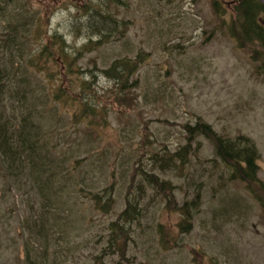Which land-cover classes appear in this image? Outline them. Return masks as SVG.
Returning a JSON list of instances; mask_svg holds the SVG:
<instances>
[{
  "label": "rangeland",
  "instance_id": "1",
  "mask_svg": "<svg viewBox=\"0 0 264 264\" xmlns=\"http://www.w3.org/2000/svg\"><path fill=\"white\" fill-rule=\"evenodd\" d=\"M118 1L93 0L86 12L89 0H0V57L9 60L3 43L8 39L15 60L36 63L30 69L37 90L32 101H39L35 120L53 132L50 140L58 139L64 155L54 178L59 198L52 201L59 224L48 237V250L60 249V261L52 255L49 261L264 264V206L256 197L264 198V74L257 71L259 59H252L261 52L239 46L230 32L234 3ZM103 18L108 42L68 54L75 57L71 70L59 64L56 53L42 54L46 36L55 30L69 50L81 49L89 37L99 38L90 22ZM124 59L131 67L116 76L104 72ZM16 75L22 76L20 68ZM87 81L93 84L84 99L75 97L54 112L50 93L58 84L76 95ZM81 100L97 109L84 120L95 119L89 131L83 122L69 124ZM200 122L218 136L250 139L258 153L255 179L231 177L204 134L188 140L187 127ZM180 149L186 161L175 163L172 156ZM13 173L7 179L0 167V264H28L26 258L41 263L36 228L24 227L35 204L31 186ZM156 177L164 181L162 190L150 183ZM104 189L113 201L107 212L89 199L102 197ZM194 198L190 227L181 231L179 208L190 209L185 202ZM124 209L129 216L117 221ZM112 222L124 231L122 256L108 242ZM160 228L168 248L160 245Z\"/></svg>",
  "mask_w": 264,
  "mask_h": 264
},
{
  "label": "trees",
  "instance_id": "2",
  "mask_svg": "<svg viewBox=\"0 0 264 264\" xmlns=\"http://www.w3.org/2000/svg\"><path fill=\"white\" fill-rule=\"evenodd\" d=\"M92 2L93 0H89L85 4L86 12L89 6L93 4ZM228 2L229 4L234 3L233 9L235 14L234 26L232 25L233 27L230 28V32H233L232 36L239 46L243 47L248 44L252 46L254 53L256 51L261 52L260 57L254 56L252 59L255 61L259 59L256 68L258 72L264 74V7L258 0H229ZM214 3L217 4L216 0ZM98 10L103 12L107 19L115 26L116 21L112 20L110 15L102 7L98 8ZM40 23L42 22H39L37 26H40ZM106 26L107 21L105 18L90 22V28L98 30L99 38L93 40L89 37L81 49L77 50H69L62 35L57 34L55 30L52 35L46 36V41L43 45L44 52L42 54L52 56V53H56L55 59H58L59 64L61 63L65 70H71L72 63L75 62V57L70 58L68 54L75 55L84 51L90 52L101 44L108 42V34L110 31L105 32ZM4 35L8 36L9 33L5 32ZM3 43L6 44L5 48L8 50L9 60L7 61L4 57H0V167L7 176V179L13 177L14 171H16V176L22 175L19 179H23L24 182L29 183L31 186L32 197L29 200L35 199V204L31 208L30 217L27 219V224L24 227L27 228L28 225L35 226L36 237H33V239L38 243V246L43 248V261L36 263L29 258L25 260L28 264H52L49 261V256L52 255L54 262L57 263L60 261V249L48 250V244H50L48 237L52 233L53 228L59 224L58 218L56 217V207L52 201L59 198L58 190L60 189V184L54 186V178L56 176L55 170L61 167L64 155L62 152L60 154L58 139L54 141L50 140V134L53 132L49 133V131H45L43 126L35 120L38 113L37 107L39 101H32L35 99V92L37 90L35 83L31 80L30 69L36 63H33L31 59L30 63L21 64L20 60L14 59L9 40L4 39ZM129 67L131 65H128L127 59L123 61L116 60L104 72L107 75L113 74V76H116L117 72H120L121 69L123 70ZM17 68H20L22 71L20 78L16 75ZM91 84H93V81L84 82L76 95H72L70 91L65 93L64 88L58 84L50 93L54 112L59 113L68 102L77 101L75 97L81 96L84 99L86 94L85 88ZM123 84H125L124 81H119L117 85ZM92 93L94 94V92ZM80 103V109L71 111L69 124L75 126L83 122L84 126L88 127L86 130L89 131L93 129L95 119H88L87 122H84V120L92 117L91 115H95L97 109L86 101L82 104L81 100ZM102 111L103 109H101V113ZM187 133L188 140L198 134L207 136L212 143L215 155L231 168V177H238L246 182L250 181L249 179H255L258 153L248 137L242 135L237 137V139L221 137L216 135L209 124L203 122L195 126H188ZM64 138L66 142L69 140L68 135H64ZM180 151L181 149L176 152L175 156H172L175 163H184L186 161V158L180 154ZM59 158L61 161H57L60 160ZM151 182L154 183V188L157 191L163 189L164 181L160 182L156 177V180H151ZM263 188L264 185L260 184V189L262 190ZM80 190H83V188ZM106 192V189H104V195L102 197H97L96 195L89 197L90 200L99 204L97 209L103 212H107L113 203L112 196ZM256 197L258 202L264 206V198L262 196ZM97 198H99L98 201ZM101 198L105 200L100 202ZM126 199L128 206H130L131 203L127 195ZM185 204L186 206L189 205L190 209L187 207L179 208L182 212V221L179 224L181 231H187L190 227L192 214L190 210L195 208L197 204L196 198L185 202ZM123 216H129L127 209H124L117 221ZM52 220L56 222L51 224L50 221ZM111 225L110 233L107 228V234L110 236L108 242H114L116 246L115 252L122 256L127 245L120 238L124 234V231L120 228V225H117V222H112ZM161 230L162 228L158 230L160 245L168 248V241L161 236ZM111 247L112 245H109V249L107 250H111Z\"/></svg>",
  "mask_w": 264,
  "mask_h": 264
},
{
  "label": "water",
  "instance_id": "3",
  "mask_svg": "<svg viewBox=\"0 0 264 264\" xmlns=\"http://www.w3.org/2000/svg\"><path fill=\"white\" fill-rule=\"evenodd\" d=\"M264 7V0H258Z\"/></svg>",
  "mask_w": 264,
  "mask_h": 264
}]
</instances>
